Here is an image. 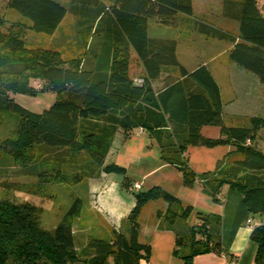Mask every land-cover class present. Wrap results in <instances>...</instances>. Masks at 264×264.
<instances>
[{"label":"trees","instance_id":"16d2710c","mask_svg":"<svg viewBox=\"0 0 264 264\" xmlns=\"http://www.w3.org/2000/svg\"><path fill=\"white\" fill-rule=\"evenodd\" d=\"M71 1L78 6L77 24L91 31L98 44L84 57L68 61L55 50L30 51L23 39L25 30L53 36L68 13L64 5L55 0L7 1L9 10L28 21L0 33V81L5 86L0 89V113L19 119L17 139L11 143L14 161L35 173L38 164L47 160L36 157L34 144H38L45 150L85 152L97 167L103 165L117 130L125 134L140 130L158 148L162 160L178 170L184 187L199 182L218 201L226 186L243 197L249 213L264 216V178L257 177L264 171V153L250 145L258 130L264 129V121L251 119L249 128L226 126L218 86L208 68L199 65L188 71L176 57L175 40L148 36L149 20L177 29L181 16L193 17L192 0H114L109 6L100 0ZM223 17L237 22V35L198 21L197 32L229 42V60L264 84V16L257 0H223ZM3 23L0 16V28ZM164 69L175 74L166 75L158 87L155 83ZM30 79L44 86L35 89ZM46 91L55 99L40 113L26 110L9 96L36 97ZM205 125L218 127L220 138H203L200 130ZM222 145L234 146L239 158L218 164L213 172L192 171L186 153L189 146ZM103 171L120 175L122 188L134 196L126 232L109 240L91 238L83 249L89 257L79 261L72 232V219L81 210L79 198L50 232L41 228L34 204L0 201V264H108L110 258L114 264H139L150 253L149 245L139 241V217L149 202L158 199L168 205L163 218L167 228L175 231L185 225L191 207H182L158 187L131 190L133 184L120 167L105 166ZM196 219L199 224L186 233L175 232L173 255L184 264H193L200 255L221 253L219 233L214 231L218 219L201 212H196ZM250 239L257 244L254 264H264V225L256 227Z\"/></svg>","mask_w":264,"mask_h":264},{"label":"crops","instance_id":"0c3cea01","mask_svg":"<svg viewBox=\"0 0 264 264\" xmlns=\"http://www.w3.org/2000/svg\"><path fill=\"white\" fill-rule=\"evenodd\" d=\"M257 4L260 13L264 16V0H257ZM192 8L193 17H180L179 27L176 30H181L182 36L192 37L195 33L201 36L200 40L206 38L197 32L195 26L197 21L237 35V22L223 17V0H192ZM172 40L177 43V57L180 38ZM231 47L230 44L227 53ZM199 65L205 64L202 62L187 70L192 71ZM208 70L218 86L222 103V118L226 126L249 128L251 119L264 121V84L255 75L229 60L215 70V73L221 77L220 84L212 70L210 68ZM172 74H175L174 70ZM54 99L55 96L52 95L48 103H53ZM200 134L205 139H218L221 136L218 127L209 125L203 126ZM250 145L264 153V129L258 130L255 140ZM235 151V147L231 145L212 148L189 146L186 153L189 167L194 173L201 175L213 172L218 164L224 166L237 160L239 156ZM104 164L124 169L131 183L140 185L139 190L158 187L177 198L182 207L192 208L185 225H178L174 231L163 223L164 214L168 209V205L163 200L151 201L144 207L139 217V241L149 245L150 253L149 257L141 260L139 264H184L181 259L173 255L175 232L179 231L184 234L189 228L198 225L196 212L218 219L219 226L214 231L219 233L221 253L211 252L197 256L193 264H224L226 256L235 259L236 264H254L257 244L250 239V235L256 227L264 225V216L249 213L240 194L224 186L217 197L218 201H214L203 190L199 182H196L192 188L184 187L178 170L162 160L158 148L150 141L147 134L140 130H135L131 134H125L121 129L117 130ZM112 177L113 174H109L105 183H102L104 193L99 196V205L108 220L119 224L122 219L127 218L135 200L130 192L122 188V177L119 175L116 183L112 182ZM257 177L264 178V171L258 173ZM111 186L117 190L116 200L121 205L124 204V210L117 205L107 207L109 201L104 195ZM133 191L136 192V190Z\"/></svg>","mask_w":264,"mask_h":264},{"label":"rangeland","instance_id":"374dc122","mask_svg":"<svg viewBox=\"0 0 264 264\" xmlns=\"http://www.w3.org/2000/svg\"><path fill=\"white\" fill-rule=\"evenodd\" d=\"M7 1L0 0V16L4 20L0 33L3 34L11 25L19 23L28 25L27 20L8 9ZM55 1L64 5L68 11L58 30L53 36L25 30L23 39L26 49L30 51L55 50L60 53V57L64 61L74 57H84L88 49L98 44V40L92 36L91 31L87 32L85 27L77 24L75 20L77 4H72L71 0ZM100 1L107 6L113 2V0ZM181 32L175 28L161 26L153 20L148 22L149 37L180 38L177 59L186 69H192L203 62L207 68L212 70L215 78L221 84V77L215 73V70L218 66L229 62L227 49L230 43L212 38L200 40L201 36L195 33L192 37L182 36ZM172 71L164 69L155 85L161 86L162 79ZM133 73L137 82V74ZM29 83L35 89H41L44 86V83L37 79H30ZM1 88H5L2 81H0ZM52 95L54 94L50 91L38 94L36 97L9 93L15 103L34 113H40L47 109L52 104L48 103ZM18 125V117L11 113H0V201L34 204L39 208L41 228L50 232L57 226L73 201L79 198L81 210L79 215L72 219V232L79 261L89 257L90 252L83 251V249L91 238L109 240L118 233L126 232L128 228L126 219H122L119 224L112 223L113 221L108 220L106 214L102 213L101 205H99V196L104 193L102 183H105L109 175L103 171L106 166L104 163L95 167L91 165L85 152L63 149L51 151L34 144L36 157L39 160L42 158L47 160L38 164V167L34 169L35 173L31 174L30 171L23 169L19 162H15L11 156V143L17 139L15 130ZM43 178L45 180H41ZM111 180L115 183L118 182L119 175L113 174ZM116 191L115 187L111 186L104 195L109 201L107 207L117 205L121 210H124V204L121 205L116 200V195H118ZM124 200L126 201L125 198ZM108 264H114L111 258L108 260Z\"/></svg>","mask_w":264,"mask_h":264},{"label":"built area","instance_id":"2783aa9c","mask_svg":"<svg viewBox=\"0 0 264 264\" xmlns=\"http://www.w3.org/2000/svg\"><path fill=\"white\" fill-rule=\"evenodd\" d=\"M247 144H250V141L247 140ZM140 185L138 183H135L132 185L131 190H139ZM224 264H236V260L231 257H225L224 258Z\"/></svg>","mask_w":264,"mask_h":264}]
</instances>
